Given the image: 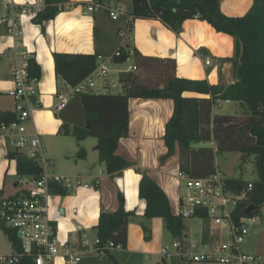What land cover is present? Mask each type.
<instances>
[{"label": "trees", "instance_id": "16d2710c", "mask_svg": "<svg viewBox=\"0 0 264 264\" xmlns=\"http://www.w3.org/2000/svg\"><path fill=\"white\" fill-rule=\"evenodd\" d=\"M66 1L43 0V7L32 17L33 22L43 23L54 18L61 9L59 4ZM95 1L99 4L104 2ZM131 5L130 14L134 19L158 18L175 32L180 31L184 20L197 18L207 21L215 31L230 35L234 40V53L226 60L232 63L234 81L224 85L209 84L203 79L181 78L175 72V58L145 56L133 48L138 71L120 74L121 91H91L70 98L58 113L61 127L71 124V135L77 142L95 137L98 159L104 164L105 172L118 175L128 164L116 152L119 139L128 134V99L170 98L173 111L164 126L162 139L167 150L161 160L176 153L178 169L191 177H204L216 170L214 159L217 153L237 151L241 153L242 160L253 156L256 177L252 181L228 178L227 182L238 190L252 183L246 204H253L254 209L245 213L246 208L242 207L239 214H257L264 203V0H253L251 7L241 16L224 14L220 10V0H131ZM120 29L121 25L117 28L118 34ZM95 40H99L97 30ZM119 43L120 40L111 54ZM98 55L109 54H102L99 49L94 53L54 52L55 75L65 83L75 85L92 72ZM124 58L125 55L114 57V62L121 63ZM28 70L31 75H39V68L31 59ZM184 92L208 97L186 96ZM217 100L237 103L239 113H213L212 104ZM14 118L13 112L0 111V124ZM207 142H213L215 149L205 145ZM78 154L83 157L84 149L79 147ZM5 156L14 161L18 177L40 176L41 167L31 158L14 149H8ZM59 191L62 192L61 188ZM138 195L144 201L143 216L146 219L162 217L173 237L183 238L184 220L171 213L167 194L146 173L139 181ZM122 202L114 211H100L94 226L100 245L112 242L126 247L127 224L133 212L125 210ZM0 226L12 245L17 246L15 232L2 224ZM104 252L114 261L108 248ZM15 264L34 262L31 257H23Z\"/></svg>", "mask_w": 264, "mask_h": 264}, {"label": "crops", "instance_id": "0c3cea01", "mask_svg": "<svg viewBox=\"0 0 264 264\" xmlns=\"http://www.w3.org/2000/svg\"><path fill=\"white\" fill-rule=\"evenodd\" d=\"M35 1L38 0H14L17 5ZM92 3L99 4L95 0H68L59 4L61 9L54 18L43 23L33 22L32 17L27 15L19 18L20 47L30 52L31 60L39 68L37 100L40 106L32 112L27 127L30 131L36 130L38 133L41 152L45 156L48 155H46V145L42 143L41 135L44 134L48 137L59 135L64 129L61 127V119L52 109L55 93L64 83L55 75L52 54L54 52L94 53L97 49L102 54H111L120 40L117 28H120L122 21L112 20L102 9L84 14L86 6ZM109 3L122 7L126 13L131 12V0H104L101 5ZM252 3L253 0H220V10L228 16H241L247 12ZM41 7H43V2ZM5 12L6 9L1 0L0 15ZM132 25L130 45L145 56L175 58V72L178 77L203 79L209 84L228 85L234 81L232 63L226 60L234 53V40L228 34L215 31L207 21L197 18L186 19L179 32L173 31L160 19L154 17H137L133 20ZM95 30H97L99 38L97 41L95 40ZM12 47L13 38L7 31V25L0 23V95H7V90L12 85L10 76ZM206 60H209L210 63L207 64ZM120 74L118 73V78ZM99 82L101 86H107V91H110L108 78L99 80ZM183 94L208 97V95L195 92H184ZM11 100L13 101L12 98ZM0 111L13 112V109L4 107V103L0 102ZM172 111L173 100L170 98L128 99V134L119 139L116 148V152L124 157L128 164L118 175L106 173L104 164L98 159V153L94 157L93 155L90 157L88 149L84 146H81L85 151V155L82 157L84 161L81 169L79 168L81 172L76 167L54 168L55 172L61 174L79 175L85 182H90L95 178L99 179V185L94 190L83 187L67 189L61 184L53 185L48 198V214L61 242L79 243L84 238L92 241L96 237L94 226L102 209L114 211L120 201H124L125 210L139 205L138 186L145 171L165 191L169 200L175 204L180 186L172 176L176 169L173 167V160L163 163L164 170L148 165L149 161L153 164L157 158L161 159L162 154L166 153L167 149L162 137L165 123ZM1 137L4 138L0 135ZM92 146L93 151L97 152L96 145ZM51 158L55 159V156L52 155ZM7 161L10 163L8 159ZM175 165L178 168V159ZM17 179L18 176L14 182L15 189H1L0 196L17 192ZM247 226L248 234L241 244V250L258 257L256 262L251 264H264V203L261 205L256 219L247 223ZM89 231L94 232L92 238L87 236ZM184 233L181 241L187 242L189 234L186 231V225ZM219 238L221 236L218 230L207 225L202 226L197 236L190 239L206 243ZM13 248L14 246L0 226V254L11 253ZM89 249L92 248L82 247V251L78 255L89 251ZM130 249V247L124 249L119 246L110 248L109 251L125 250L126 253H131ZM149 255L146 256V259H149ZM159 256L167 262L160 253ZM113 257L116 261L114 255ZM52 264H65V262L61 256H58Z\"/></svg>", "mask_w": 264, "mask_h": 264}, {"label": "built area", "instance_id": "2783aa9c", "mask_svg": "<svg viewBox=\"0 0 264 264\" xmlns=\"http://www.w3.org/2000/svg\"><path fill=\"white\" fill-rule=\"evenodd\" d=\"M2 2L6 12L0 15V23L7 25V31L13 38L10 66L12 85L7 90V95L13 99L15 118L0 124V135L7 140L12 149L37 163L41 167V173L37 178L18 177L17 192L13 195L0 196V223L13 230L18 241L11 253L0 254V263L15 264L23 257H31L34 264H52L56 257L61 256L65 264H74L82 247H91L101 254L105 248L110 249L119 245H114L112 242L100 245L98 237L92 241L84 238L79 243L61 242L57 237L56 228L48 214V198L53 185L61 184L67 189L83 187L94 190L99 185V179L85 182L79 175L55 172V159L41 152L38 133L36 130L28 129L27 122L32 112L40 106L37 100L39 77L29 73L30 52L20 47L19 18L23 15L34 17L42 8L43 1L22 5H17L14 0H2ZM98 9L105 10L112 20L122 21L119 32L120 43L112 54L98 55L95 68L80 82L75 85L65 82L62 84L55 93L52 106L56 114L63 110L70 98L91 92L97 80L105 79L111 71V63H115L114 57L125 55L121 63H126V68L119 73L138 69L134 60V50L130 45L133 16L112 3L106 5L92 3L86 6L84 14L94 13ZM206 63L209 64L210 61L206 60ZM104 88L108 90L107 86ZM222 102L227 103L229 100H217L212 106H220ZM172 176L179 186L183 187L178 194L175 215L182 220H194L198 225L215 227L221 238L206 243L197 239H189L187 243L181 241L182 238H175L171 244L161 247L160 255L164 258L175 256L183 264L256 262L258 257L243 252L241 244L248 234L247 222L254 221L257 214H239L242 207H248L247 192L251 190L252 183L249 182L245 188L238 190L228 184V178L218 170L204 177H191L177 169Z\"/></svg>", "mask_w": 264, "mask_h": 264}, {"label": "rangeland", "instance_id": "374dc122", "mask_svg": "<svg viewBox=\"0 0 264 264\" xmlns=\"http://www.w3.org/2000/svg\"><path fill=\"white\" fill-rule=\"evenodd\" d=\"M1 4V0H0ZM126 63H111V71L107 74L106 78L110 80L109 90L111 93H117L121 91L120 84L118 82V73L124 71ZM138 71V70H136ZM105 88L101 86L99 80L93 87L94 93H103ZM0 102L4 103V107L12 110L14 108L13 101L7 95H0ZM235 103H221L220 106H213L212 112L215 114H234L239 113V107H236ZM234 111V112H232ZM56 118H58L56 116ZM72 125L68 124L66 128L62 129L59 135H53L51 137L41 135V140L46 145L47 157L55 156L56 168L65 167H76L81 172V166L83 158L79 156V146H84L88 149V154L93 157L97 154L92 149V145H96L97 139L95 137H87L84 141L77 142L76 139L71 135ZM79 144V145H78ZM205 145L211 146L215 149L213 142H207ZM5 149H12L4 138H0V190L4 188L15 189L14 182L16 181L17 174L14 161L11 160L8 163L5 157ZM57 154V155H56ZM163 153L162 155H164ZM161 155V156H162ZM159 156V157H161ZM173 160V167H176L177 171V154L173 153L164 160L157 158L155 163L149 161L150 167L165 169L163 163L166 161ZM215 168L220 171L221 174L226 178H242L244 180H253L256 177V171L254 168L253 156L241 159V153L237 151H224L215 154ZM80 168V169H79ZM60 173V172H58ZM147 173V171L143 172ZM183 187L180 186V191ZM179 191V193H180ZM14 194V193H13ZM12 194V195H13ZM114 199V198H113ZM116 199V196H115ZM139 205H134L127 211H132V216L129 217L127 224V239L126 247L131 248V253H126L125 250L109 251L112 253L116 261H113L109 256L103 252L101 254L95 252L93 249H89L85 253H81L74 264H183L179 262L175 256L166 257V261L162 260L159 256L161 247L167 244H171L174 241L173 234L166 227V222L162 217L154 216L150 219H146L143 216L144 201L139 199ZM177 200L175 204L169 200L170 210L172 214L177 213ZM124 205V201L122 202ZM249 223V222H247ZM186 225V231L189 234V239L195 237L198 231L202 229V224L198 225L194 220H184ZM94 232L89 231L87 233L88 238L93 237ZM129 244V245H128ZM198 249V248H196ZM150 254V255H149ZM149 255V259L146 256Z\"/></svg>", "mask_w": 264, "mask_h": 264}, {"label": "water", "instance_id": "95a60500", "mask_svg": "<svg viewBox=\"0 0 264 264\" xmlns=\"http://www.w3.org/2000/svg\"><path fill=\"white\" fill-rule=\"evenodd\" d=\"M254 209V205L250 204L246 209H245V213H249L250 211H252Z\"/></svg>", "mask_w": 264, "mask_h": 264}]
</instances>
